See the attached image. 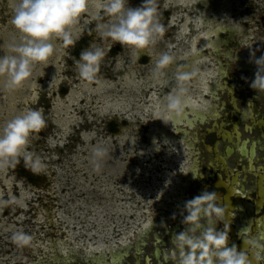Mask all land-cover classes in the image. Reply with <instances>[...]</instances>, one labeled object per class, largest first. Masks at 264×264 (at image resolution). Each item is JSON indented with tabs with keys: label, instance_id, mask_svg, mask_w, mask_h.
I'll return each instance as SVG.
<instances>
[{
	"label": "rangeland",
	"instance_id": "rangeland-1",
	"mask_svg": "<svg viewBox=\"0 0 264 264\" xmlns=\"http://www.w3.org/2000/svg\"><path fill=\"white\" fill-rule=\"evenodd\" d=\"M92 2L89 5L90 14L96 12L95 4L98 0H92ZM142 3L143 0H129L128 6L134 8ZM157 3L159 19L164 26V32L157 37L156 44L150 46L138 59L136 54H129L135 63H129L127 59L120 58L123 71L131 73L132 78L129 82L131 86L126 84L128 88L124 87L125 89L121 91L109 90L107 92L109 102L115 106L114 111L109 112V116L112 115L114 118L109 117L108 120L101 122L100 126H95L90 122L96 110L95 105H98H94L91 101L87 107L88 115H85L84 111L76 112L70 108L71 111L66 113L67 104H65L64 110L60 109L56 117L51 112H55L53 101L47 95L40 94L42 101L37 107L24 105L25 100L34 96L30 86L39 88L44 84L43 77L37 79L36 76H40L45 66L51 65L54 54L47 62L37 64L32 75L15 91H6L3 87L4 80L0 77V128L8 120L29 108L43 109L46 127L31 141L29 151L42 156L47 165L45 172L37 175L26 169L21 159L16 167L0 171V264H57L55 263L56 257L63 258L70 253V263L61 262L62 258H60L58 264H91L82 257L86 255L89 259H95L94 257L99 256L97 254L99 251L86 253L85 249L103 240L104 243L108 242L104 245L115 248L114 250H127L128 256L122 264H133V257L134 260L137 258L139 264H144L143 255L151 254L155 237L163 240V248L168 249L172 246L170 234L174 223H179L181 228L180 231L174 232V235L192 227L182 223L183 217L187 215L183 211L185 202L203 192L217 193L219 189L212 186L215 182L214 174L215 172L222 176L225 174L219 167L215 172L210 169V178L206 181L201 179L207 185L203 191L199 187L198 177H185L187 170H184L185 162L182 159H180L181 163L180 161L175 162L172 158L167 159L169 151L173 149L172 146L169 147L164 141L155 139L154 135H151V141L148 139V131L138 118L142 117L146 108L149 107L145 108V105L148 104L154 91L151 93L146 91V87L140 81L148 80L153 77L154 73L157 76L169 77L172 84L175 79L172 77L173 74L177 77L187 74L183 85L176 81L171 91L174 93L173 90H178L180 86H183L186 89L185 104L191 106H197L199 103L205 104V110H202L205 124L195 123L194 127L179 126L177 132L173 131L175 136L172 143L190 162L187 167L189 171L193 170L194 165L201 171L210 167L213 156L206 144H211L215 138L219 142L216 143L219 152L223 153L226 146L230 145L228 142H223L215 132H206L207 129L219 130V128L232 127L241 117L240 113L247 112L249 109L256 118L264 119V91L257 92L249 87L256 70L255 66H250L254 65L250 62V52H254L255 56L260 51L264 54V0L227 2L231 3L230 10L234 14L233 18L237 27L236 31L232 32L234 35L222 31L227 22L223 19H214V14H212V19L208 16L211 19L207 20L209 24H206L205 19L199 18L203 23L197 20L201 23H198L200 28H196L197 32L212 27L217 35L214 32L207 34L200 43L202 45L195 42L192 46L187 44L189 47L184 53L188 56L192 54L199 56L194 64L195 67L187 66L184 60L176 59L175 55L180 52L179 48L187 42L188 37L192 40L191 29L193 26L198 27L193 19L197 17V14L201 16L200 11L205 10L202 8L198 10L195 2H192L194 4L190 11L187 6L183 7L181 3H173L171 0H157ZM11 4L16 5V0H12ZM214 7L212 3L211 10H215ZM11 18L12 14L5 0H0V56L11 55L8 46L20 42V34L13 28ZM233 18L229 16V19L233 20ZM96 23V19L90 22L87 17H84L73 28L77 37L81 33H88L86 50L93 43H100L94 31ZM170 23H172L170 27L173 25L174 27L169 29ZM244 35L247 38L242 40ZM53 43L55 51L63 55L62 59L66 65L60 81L77 86L79 81L76 78L82 80L75 68V61H78L81 55L79 46L75 49H73L74 46L64 49L59 47L60 41H53ZM108 45L111 47V44L108 43ZM163 45L171 48V51L167 53H171L173 62L164 69H157V61L161 56L160 51ZM103 47L105 48V43ZM112 48L100 64L97 79L107 76V81L114 85L119 80L110 79L107 74L115 66V62H118L121 54L127 50L118 43L113 44ZM173 48L176 49L175 52ZM73 50L74 54L79 56L78 58L72 57ZM203 77L207 80L202 81ZM119 85L121 87L123 83L120 81ZM206 91H214V94L206 96ZM36 92L38 98L39 91L36 90ZM61 94L60 99L66 96V87H62ZM232 98L238 109L236 113L232 106ZM91 99L95 101L94 98ZM80 105L85 106V102ZM185 110L184 108L183 112L188 117L190 113ZM213 110L218 113L217 117L212 116L213 113L210 114ZM116 113H121L120 117L119 115L116 117ZM121 117L133 119L134 122L130 124L127 119L124 120ZM79 118L83 122L81 121L78 125L71 122ZM51 120L56 121V127L50 122ZM64 121L68 123L66 131L59 128ZM247 124H250V120L245 118L239 123L237 131L240 135L239 139L260 142L256 149L255 164L262 167L264 166V138L260 135L261 129L252 126L247 131L244 127ZM95 128L100 130H97L99 133L95 131ZM122 130L125 131L124 135L131 139L128 140L130 142L126 140L123 143L127 142L129 145L120 144ZM166 137H172V134L166 132ZM150 142L153 146L149 145ZM98 149L104 150L110 161L108 159V163L104 164L105 169L96 167L98 173H95L93 168L97 159L94 153ZM226 163L232 172L230 175L238 173L243 179V191L249 193L247 201L252 203V200H255L253 192L255 177L243 171L246 160L237 159L232 152ZM106 168H110L109 172ZM172 171L180 175V179L184 181L182 191L176 190L177 198L173 200L169 199L171 195L166 192L163 193L165 196H162V193L157 196L155 189L162 186L168 187L165 177L170 175L171 178L170 172ZM154 184L155 189L150 191L152 193L146 194L148 188ZM14 198L17 202L2 203L12 201ZM216 204L218 205L217 200ZM234 215L235 225H237V213ZM254 216L257 215L254 214ZM147 221L149 224L145 229L143 225ZM210 221L212 222L211 227H215L216 231H223L222 218L215 215H207L200 221V224L203 226V224H209ZM64 226L78 237L75 243L67 239ZM17 232H24L32 237L28 246L18 247L13 243L12 236ZM196 234H199V228L196 229ZM144 243H146L145 246ZM262 257L260 264H264V255Z\"/></svg>",
	"mask_w": 264,
	"mask_h": 264
},
{
	"label": "clouds",
	"instance_id": "clouds-1",
	"mask_svg": "<svg viewBox=\"0 0 264 264\" xmlns=\"http://www.w3.org/2000/svg\"><path fill=\"white\" fill-rule=\"evenodd\" d=\"M91 0H19L14 7L11 24L20 34V42L8 46L11 55L0 56V77L6 91H15L32 75L34 67L45 63L54 54L53 41H60L59 47L67 49L74 46L81 37L73 38V28L83 14L89 11ZM95 19V33L100 43H93L81 53L75 68L80 79L94 81L100 64L115 43L120 44L137 59L156 44L157 37L164 32L160 23L157 0H143L138 7L128 6V0H98ZM91 33V32H90ZM103 43L111 44L105 49ZM250 62L255 65L254 77L249 87L254 91H264V54L256 57L250 52ZM172 62V57L162 54L157 61V69H164ZM187 79V74L177 77ZM186 89L180 86L167 97L169 115L179 114L184 106ZM196 107V105H193ZM164 123V120H161ZM46 127L43 109H27L8 120L0 128V171L16 167L23 159L24 166L33 174L44 173L47 165L43 157L29 151L31 141ZM104 150L98 149L94 156L101 158ZM98 167V165H97ZM194 178H196L194 176ZM215 192H203L186 201L183 211L187 213L182 223L190 228L175 234L168 253L172 264H247L244 250L235 245L228 246V230L216 231L215 227H204L200 221L207 215L221 217L225 209L216 204ZM3 201L2 203H15ZM210 210V211H209ZM199 228V234L196 229ZM32 237L17 232L12 241L18 247L30 244ZM167 264V261H165Z\"/></svg>",
	"mask_w": 264,
	"mask_h": 264
},
{
	"label": "bare ground",
	"instance_id": "bare-ground-1",
	"mask_svg": "<svg viewBox=\"0 0 264 264\" xmlns=\"http://www.w3.org/2000/svg\"><path fill=\"white\" fill-rule=\"evenodd\" d=\"M11 1L12 0H5L6 6L9 9V12H11V14L13 15L14 7L19 3V0H16V3H17L16 5H12ZM171 1L173 3H176V2L181 3L183 7L187 6L188 11L192 10L193 4H194L192 2H195L197 9L202 8L205 10L204 12L203 10L200 11L201 16L200 14L199 15L197 14L196 15L197 17H194L193 21H195V23L197 22V20L200 21L199 18H202V20L205 19L206 21L211 20L212 14H214L215 15L214 19H218V20L223 19L225 22H227L226 26H223L222 31H227V34L234 35L232 34V32L234 33L237 27H236V23L234 22V18H233L234 14L232 10H230L231 3H227V2H231V0H227V1L226 0H171ZM90 3H93L92 0ZM128 3H129V0H128ZM202 3H204V5H201ZM212 3H214L215 5L214 7L216 8L215 10L214 9L211 10ZM170 11L171 13H174L172 10ZM96 12H97V9H96ZM94 14L93 13L90 14L88 11L87 13L83 14L81 18L87 17V19H89L90 22H93L95 20ZM230 15H231V19L233 18V20L229 19ZM208 16H210L211 19H209L210 17L208 18ZM202 20L200 22H202ZM193 21L192 23H194ZM199 21L197 22V24L199 23ZM199 24H198V27L193 26V28L191 29L192 40H191V37H188L187 42L182 46L180 45L181 46V48H179L180 52L176 53L177 55H175L176 59H180L181 61L184 60L187 66L190 65L193 67L196 62V59L199 56L198 55L195 56L193 54L191 56H188V54L184 53V51H186L185 49L189 46H192L193 42L200 44L204 36H206L207 34H211L214 32V34L217 35V32L212 27L210 29L205 28L201 32H197L196 28L197 29L200 28ZM206 24H209L208 21L206 22ZM171 25L172 23H170L168 27L169 29L174 27V25L173 27H170ZM73 34H74L73 38L77 37L76 32H73ZM246 38H247L246 35L242 36V40H245ZM188 40L190 41L188 42ZM187 44L189 46H187ZM108 46H109L108 43H105V48H108ZM170 49L171 48H168L167 46L163 45L160 51V55L162 54L170 55L171 53H167L168 51H171ZM172 50L173 52L176 51V49L174 48ZM261 52L262 51L258 52L256 57L261 56L262 55ZM129 54L130 53L128 51L125 53L123 52L121 56L118 58L117 60L118 62H115V66L112 67V69L107 74L110 79L113 78L117 81L119 80V82H116L114 85H112L111 83L107 81V78H106L107 76H102L101 78L97 79L93 83L92 81L91 82L82 81L76 78L79 81V84L77 86L76 85L74 86L70 84L69 82L65 83V82L60 81L61 75L63 73V69L66 68L65 67L66 65L62 59L63 55L60 52L55 51L51 65L48 64L47 66H45V68L41 70L40 76L39 75L36 76L37 79H39L40 77H43L44 84L40 86L39 88H37L36 86H30V90L34 93V96L31 99L25 100L24 105L27 107H37L39 103H41L42 101L41 95L42 94L47 95V97L53 101L52 104H53V108L55 107V112L54 111H51V112L52 114H55L53 116L56 117V114L58 115L60 113V109L64 110L63 108L65 107V104H67L66 105L67 109L65 111L66 113L68 111L70 112L71 111L70 109H72L73 111L75 110L76 112L84 111L85 115H88L87 107H88V103H90L91 101L93 102L94 105L95 104H98V105H95L96 110H94V113H93L94 116L91 118L90 122H92V124H95V126H100V123L103 122L104 120H108L109 117L114 118L112 117V115L109 116V112H113L115 106L111 102H109L108 97L106 96L108 94L107 92L109 90H120L121 91L125 89L124 87L128 88L126 84L130 85L129 82H130V79L132 78L131 73L125 70L123 71L122 66H121L122 65L121 59H120V58H122V60L127 59L129 63H133V62L135 63V60H132L130 56L131 54L130 55ZM250 66H255V65L251 64ZM219 75L221 74L219 73ZM172 77L173 79L175 78L173 81L174 82L173 84H172V81L169 80V77L160 76V75L157 76L156 73L153 74V77L148 78V80L140 81L146 87V91L150 93L151 91H154V92L151 95L148 104L146 103L145 105V108L148 106L149 107L146 108V111L143 110L145 113L143 114L142 117H139L138 119H139V122L142 123V126L147 129L148 131L147 137L150 141H151V135L152 136L154 135L155 139H158L159 141L162 140L164 141V143H167L169 147L171 146L173 147V149L169 151L170 154L167 155V159L170 160L172 158L175 162L180 161V159H182L185 162L184 170L185 171L187 170V174H185L186 175L185 177L186 178H188V176L189 177L195 176L196 178L198 177L197 180L199 181V184H200L199 187L203 189V183H200V182H203V180L201 179H208L211 176L210 169L208 168L206 172L204 173L201 171L200 168L197 169V166L194 165L192 166L193 170L189 171V168L187 167L189 166L190 162L187 160V158L185 159V155L182 154L180 150L178 151L177 148H175L174 144L172 143V140L175 136L174 132L178 131L179 126L189 125L190 127H194L195 123H200V125L205 124L204 122L205 120L203 117L204 114L202 111V110H205V104L199 103V105H197L196 107H193L196 110L191 108V105H189L188 108L186 106H183V109L179 114L169 115L167 108H166L167 97L170 94H173L171 89L176 84V81H178L177 82L178 84L183 85V81H179L176 78L177 76L173 74ZM205 80H207V78L203 77L202 81H205ZM120 81L121 83H123L121 87L119 85ZM62 87L67 88V95L64 98L60 99ZM36 90L39 91L38 98L36 97L37 96ZM206 92H207L206 96H211L214 94L213 93L214 91L213 92L206 91ZM193 96H196V95H193ZM91 98H94L95 101L92 100ZM82 102H85V106L80 105ZM56 103L57 105L55 106ZM232 106L235 111L234 113H236L238 109L234 103L233 98H232ZM184 108L190 113L188 117L186 116V113L183 112ZM120 114L121 113L119 114L116 113L115 115L116 117L118 115L120 117ZM210 114H212V116L214 117L218 116V113L214 110L213 112L210 111ZM240 115L241 117L239 118L238 122L233 126L232 133H235L234 136H232L230 132H224L222 130H219L217 132L218 136L221 138L223 142H228L230 144L226 146L223 153L219 152L218 145H216L214 152L212 148H209L208 151L211 152L210 154L213 156V160L210 162V165L212 166L211 171L215 172L216 168L219 167L221 170L224 171V174H225L224 176L220 175L217 178L216 185H215L216 188L225 190L224 197H222V194L217 195L218 205L225 209L224 215L221 216V218L225 221L228 234L230 236H233V235L235 236L237 234L241 242L240 244H237L236 239H234L233 241H230V239H228V244H231V243L234 244L238 248L239 251L242 249L245 250V249L250 248V256L247 257V264H258L260 260H262L263 258L262 255H264V215H262L261 217H259L258 215L264 210V166L258 167L255 165V161L257 160L256 149L260 145V142L246 140L243 147H240L241 140L239 139L240 135L237 133V131H238L239 123L242 121L243 118L250 120V124L249 125L247 124L245 126L247 131L250 130L252 126H257L259 129L264 128L263 126L264 122L262 123V121H259V122L256 121V116L253 115V112L251 109H249L247 112L243 111L242 113H240ZM247 116H249L250 118H248ZM121 119H124V120L127 119V122L130 124L134 122L133 119H129V118L125 119L124 117H121ZM161 120H164V123ZM81 121L83 122V120H80L79 118L78 120L76 121L74 120L71 122H73L74 124L76 123L75 125H78ZM50 122L53 124V126L56 127V124H57L56 121L54 122L53 120H51ZM67 125L68 123L64 121L61 124V127L59 128L66 131ZM97 130L98 129L95 128V131ZM124 132H125L124 130L121 131V136H120L121 143L120 144L129 145V143L127 142L123 143L126 140L127 141L131 140L129 136L124 135ZM166 132L171 133L172 137L167 138ZM260 135L261 137L264 138V129L263 130L261 129ZM149 145H152V142H150ZM232 152L234 156H237V159L246 160V164L243 166V171L245 173L253 174L255 177L253 192L255 193L256 197H255V200H252V203L247 201V197L249 196V193H246V192L244 193L243 191L244 189V187L242 186L243 179L240 178L238 173L235 175L234 174L230 175V173L232 172L228 168L226 160L229 157V155H231ZM172 156L175 158H173ZM95 158L97 159V161L94 162L95 167L93 168V172L98 173V170H96L97 165L98 167L105 169L104 164L108 163L109 158L106 157V154L101 158H97V157ZM263 160H264V156H263ZM260 169H261V172L259 171ZM109 170L110 168H106V171L109 172ZM172 172H170L171 178L169 177L170 175H167L165 177V182H166V185H168V187L162 186L160 187L161 189L159 188L160 189L159 190L158 188L155 189V184H154L150 188H148L149 190L146 191V194L152 193L150 191H153L155 189L157 190L156 191L157 196L160 193H162V196H165L163 195V193L166 192V194L168 193L169 195H171V197H169L170 200L177 198L176 190L179 189L180 191H182L184 181L180 179L181 178L180 175H178L177 173H174V171ZM178 172H181V171H178ZM182 173H184V171ZM172 183H174V185ZM7 184L8 183H6V185ZM234 213H237V216H238L237 225H235ZM254 214L258 216H254ZM208 223L209 224L207 223L203 224V226L211 227L212 222L210 221ZM148 224L149 222L147 221L143 225V228L147 229ZM64 231L67 232V235H66L67 239L75 243V240H77L78 237H76L74 233L68 229V227H65ZM107 243L108 242L104 243V240H103V241L96 242L90 247H86L85 249L86 253L87 252L90 253V251H99L97 252L99 256L94 257L95 259H89V256L85 255V257H82V259L87 260V263H91V264H122L123 261L125 260V257L128 256L127 250L125 249H124L125 251L124 250L118 251V249L114 250L115 248L112 249L111 247L104 245ZM70 254H68L67 256H64L63 258L56 257L55 263L58 264V262L60 261V258H62L61 262L68 263L69 261H71L70 256H69Z\"/></svg>",
	"mask_w": 264,
	"mask_h": 264
},
{
	"label": "flooded vegetation",
	"instance_id": "flooded-vegetation-1",
	"mask_svg": "<svg viewBox=\"0 0 264 264\" xmlns=\"http://www.w3.org/2000/svg\"><path fill=\"white\" fill-rule=\"evenodd\" d=\"M84 35H82L77 41H76V43L74 44V48L73 49H75L77 46H79V54L80 53H82L83 51H85L86 49H87V40H88V37H87V35H88V33H86V32H84L83 33ZM76 37H74V39H75ZM109 48V47H108ZM113 48L111 47V49L110 50H112ZM75 51L73 50V53H72V57H74V58H78L79 56H76L75 54ZM110 54V53H109ZM60 95H62V94H60ZM67 95V94H66ZM256 121H262V123L264 122V119H262V118H256ZM234 122H235V120H234ZM233 122V123H234ZM246 125H244V127H245ZM264 126V125H263ZM262 130L264 129V128H261ZM219 130H222V131H224V132H230L231 134H232V136H234L235 135V133H232V130H233V125H232V127H229V128H225V129H222V128H219ZM219 130H206V132H210V131H213L212 133H216L217 134V132L219 131ZM218 135V134H217ZM220 138V137H219ZM221 139V138H220ZM218 139H214L213 140V142L211 143V144H206V147H207V149L208 148H212V150L213 151H215V145H216V143L218 142L217 141ZM244 143H245V141H241L240 142V147H243V145H244ZM252 146V145H251ZM250 146V147H251ZM256 165V164H255ZM208 169V168H207ZM209 169H212V166L210 165V167H209ZM260 172H261V169L259 170ZM202 172H206V169H205V171H202ZM220 176V174H218V173H216L215 172V174H214V177H215V182L214 183H212V186L213 187H215V185H216V181H217V178ZM210 178V177H209ZM208 178V179H209ZM208 179H205L204 181H206V180H208ZM203 181V182H204ZM206 183L204 182L203 183V188H206ZM216 188V187H215ZM218 189V188H217ZM221 190H223L222 192H221ZM224 192H225V190L224 189H219V191L216 193L217 195L218 194H220V193H222V197H224ZM255 194V193H254ZM255 197H256V195H255ZM262 215H264V210L260 213V215H259V217H261ZM258 216V215H257ZM222 223L224 224V229L226 228V225H225V221L222 219ZM223 229V230H224ZM181 230V228H180V224L179 223H174V225H173V227H171V238L174 236V232H178V231H180ZM229 235V234H228ZM229 238H230V241H233L234 239H238L237 240V244H240L241 242H240V238H239V236H237V234L234 236H230L229 235ZM248 238V237H247ZM246 238V239H247ZM144 246L146 245V243H144L143 244ZM232 245H234V244H228V246L230 247V246H232ZM164 247V242H163V240H161V239H159V238H157V237H155L154 238V243H153V249H152V251H151V254L149 253V254H146L145 253V255H143V258H142V260H143V263L144 264H151V262H153V264H165V261H167V264H172V260L171 259H169V256H168V253L165 251L166 249L165 248H163ZM237 250H238V248H237ZM239 251V250H238ZM246 251V252H245ZM244 252H245V254H246V257H248V256H250V248H248V249H245L244 250ZM133 264H139V261L137 260V258H135V260H134V257H133ZM260 262H261V260H260ZM260 262L258 263V264H260ZM141 264V263H140Z\"/></svg>",
	"mask_w": 264,
	"mask_h": 264
},
{
	"label": "water",
	"instance_id": "water-1",
	"mask_svg": "<svg viewBox=\"0 0 264 264\" xmlns=\"http://www.w3.org/2000/svg\"><path fill=\"white\" fill-rule=\"evenodd\" d=\"M184 106H186L187 108L189 107V105H187V104H185V103H184ZM191 107H192V106H191ZM171 126H172V125H171ZM208 149H209V148H208Z\"/></svg>",
	"mask_w": 264,
	"mask_h": 264
}]
</instances>
